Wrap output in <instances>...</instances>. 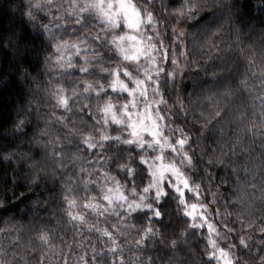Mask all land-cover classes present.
I'll return each instance as SVG.
<instances>
[{"label":"clouds","instance_id":"clouds-1","mask_svg":"<svg viewBox=\"0 0 264 264\" xmlns=\"http://www.w3.org/2000/svg\"><path fill=\"white\" fill-rule=\"evenodd\" d=\"M0 264H264V0H0Z\"/></svg>","mask_w":264,"mask_h":264}]
</instances>
